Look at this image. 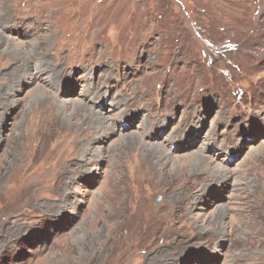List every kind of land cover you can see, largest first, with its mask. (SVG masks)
Masks as SVG:
<instances>
[{
    "label": "rangeland",
    "instance_id": "rangeland-1",
    "mask_svg": "<svg viewBox=\"0 0 264 264\" xmlns=\"http://www.w3.org/2000/svg\"><path fill=\"white\" fill-rule=\"evenodd\" d=\"M0 264H264V0H0Z\"/></svg>",
    "mask_w": 264,
    "mask_h": 264
},
{
    "label": "bare ground",
    "instance_id": "bare-ground-1",
    "mask_svg": "<svg viewBox=\"0 0 264 264\" xmlns=\"http://www.w3.org/2000/svg\"><path fill=\"white\" fill-rule=\"evenodd\" d=\"M10 44L13 45L12 43H10ZM32 52H34V51L32 50ZM18 72H20V73L19 74L17 73V75L18 76L20 75L21 77H26V76L34 77L32 71L30 70V68L28 66V63L25 66L23 64V66L21 67V69ZM15 89H16L15 86L9 85L7 87V93H9L11 95L12 92ZM37 90H41L40 87H34L32 89V91H37ZM34 94H36V93H34ZM57 102H58L57 105H59V108H58L59 114H60L59 116H61L62 118H72V121L74 119H79V115L80 114H78V113L70 114L69 113L70 107H71V105H73V106L79 108L80 110H82L83 112H85V114H87L88 117L90 116L92 118V121H93V125L92 126H94V129L96 131H98L101 128H103V130H105V131H108V129H110L109 128L110 126L108 124V121H109L110 118L108 119V117L103 115L101 112L92 109V107H90V105H88L86 102L72 101V100H69V99L68 100L58 99ZM54 105H55L54 103H47V105L42 107L40 110H38V109L34 110L33 111L34 114H33V116L30 117V120H37V119L40 120V119L46 117L48 114L52 115V113L53 112L55 113V111H56V107ZM31 122L32 121H30V125L28 127H30V126L32 127ZM71 124H74V123L71 122ZM74 127H76V126H74ZM111 128H112V126H111ZM26 129H27V127H26ZM72 129H73V127H72ZM74 130H75V133L77 134L78 138L83 139V140H87V141L90 142L89 143L90 145L87 144L88 145L87 146V152H92L94 150V149H92L93 146H97L98 147V144L96 145V143L99 141L98 140L99 135H98V133L96 134V131L94 132V134H92L90 130L89 131H85L84 130V131L80 132V134H79V132H78L79 130H77V129H74ZM75 133L73 132L74 135H75ZM128 136H130V135H128ZM130 138L131 139L132 138L137 139L138 143H140V141H143L141 139V137L137 136L136 134L135 135L131 134ZM124 139H125V135H119L117 137V139L113 140V142L117 141V140H124ZM27 140H29V139H27ZM58 145H57V147H58ZM141 145L142 146H146V148H147L146 151L144 152L142 150L141 151H137L136 150L134 152V154H133V157L131 159H128V162H127V167H128L127 169H128V172L131 174L130 175L131 181H133V183H135V185H136V180H140V177L143 178L145 176V173L147 174L148 172H151V174H155L156 172L163 171L165 166H163L164 164L162 163V160H163L162 158L165 157V156H168V153H167V151H165V148H163V146L160 145L159 143H157V144L151 143L150 144V143H147V142L143 141ZM253 150L256 151L257 149L255 148ZM97 151H98V148H97ZM226 152H227V150H226ZM98 154H100V152ZM93 157H94V155H93ZM98 159H100V158H98ZM144 159H146L147 162H144ZM122 160H124V159H122ZM129 160L130 161L132 160V161L130 162ZM187 161H191V167L193 168L194 171L198 172V170H202V171L207 170L209 173H211L212 177H213L212 178L213 183H211V184H219V183H222V182L226 181V177L227 176H226V170L224 169V167H222V166L221 167H219V166L218 167L211 166V163H212L211 158L200 154L198 151H191V152H188V153L184 154L183 156L180 157V159H178L177 162L175 161L173 163V165L177 164L180 169L181 168L183 169L184 166L186 165ZM142 164L143 165H147V167L142 166ZM84 168L86 169L87 167H84ZM146 177H148V175ZM222 184H224V183H222ZM190 192H193V191L190 190ZM202 194L198 195V197H196L194 199L204 201L202 199V196L205 195L206 192L203 195Z\"/></svg>",
    "mask_w": 264,
    "mask_h": 264
},
{
    "label": "water",
    "instance_id": "water-1",
    "mask_svg": "<svg viewBox=\"0 0 264 264\" xmlns=\"http://www.w3.org/2000/svg\"><path fill=\"white\" fill-rule=\"evenodd\" d=\"M158 201V200H157Z\"/></svg>",
    "mask_w": 264,
    "mask_h": 264
}]
</instances>
